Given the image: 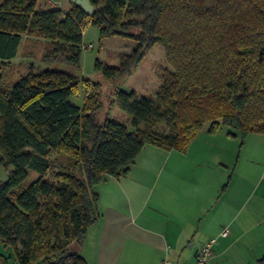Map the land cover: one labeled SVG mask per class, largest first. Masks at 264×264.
Wrapping results in <instances>:
<instances>
[{"label": "trees", "instance_id": "1", "mask_svg": "<svg viewBox=\"0 0 264 264\" xmlns=\"http://www.w3.org/2000/svg\"><path fill=\"white\" fill-rule=\"evenodd\" d=\"M68 1L43 9L0 0V81L24 35L44 40L43 62L78 68L86 24L135 40L95 59L105 81L150 66L153 44L167 66L150 95L115 86L113 115L100 81L68 71L30 63L0 88V164L11 166L0 182V243L18 264H89L70 245L100 215L94 187L126 174L146 145L185 151L205 122L209 131L226 123L242 136L264 134V0H89L90 14ZM28 170L38 177L19 190ZM8 257L0 252V264Z\"/></svg>", "mask_w": 264, "mask_h": 264}, {"label": "crops", "instance_id": "2", "mask_svg": "<svg viewBox=\"0 0 264 264\" xmlns=\"http://www.w3.org/2000/svg\"><path fill=\"white\" fill-rule=\"evenodd\" d=\"M197 138L183 153L194 163L154 165L163 151L146 145L126 174L105 176L94 187L100 215L71 249L89 264L192 263L215 238L211 264H259L264 217L257 199H246V172L217 152H198Z\"/></svg>", "mask_w": 264, "mask_h": 264}, {"label": "rangeland", "instance_id": "3", "mask_svg": "<svg viewBox=\"0 0 264 264\" xmlns=\"http://www.w3.org/2000/svg\"><path fill=\"white\" fill-rule=\"evenodd\" d=\"M43 9L52 7L69 6L68 0H38ZM82 43L90 47L81 50L80 62L78 68L64 62L45 63L41 60L45 42L41 38L35 36L24 35L21 39L17 55L4 68L3 76L0 81V88L10 89L17 79L28 72L29 64L33 63L38 67H50L63 71L71 72L79 77L96 80L102 83L101 99L104 101V109H110V114H117L119 110L116 103L112 104L113 89L116 86L119 89L135 90L141 95L152 94L159 86V69L166 67L164 52L158 44H153L148 52L147 57L151 60L150 66L141 67L138 65L132 73L115 82H107L102 78L100 72L94 70V61L99 58L102 61L107 60V55L112 52H128L134 45L135 40L131 36L126 35H110L101 37L97 27L86 24L82 31ZM81 92L72 97L75 103H81ZM123 123L127 122V117L122 119ZM209 123L205 122L195 137L199 142L197 151H207L211 153H219L223 159L230 164L232 168L237 167L242 172H246L248 195L246 199H257V203L262 207L258 212V216L264 217V134L250 132L242 136L236 129L226 123H220L214 130H208ZM233 133V134H232ZM150 149H162L160 154L152 162V164L161 165H184L190 161L192 155H184V151L174 149L172 154L168 150L159 148L154 145L149 146ZM157 147V148H151ZM186 151V150H185ZM192 151V150H191ZM194 151V150H193ZM138 160V159H137ZM135 159L134 163L137 161ZM132 164V165H133ZM11 166L0 164V182L5 180ZM38 177V173L34 170H28L27 177L20 184V189L25 188L29 183ZM0 252L9 255L8 264H18L14 258L12 248H5L0 243Z\"/></svg>", "mask_w": 264, "mask_h": 264}, {"label": "built area", "instance_id": "4", "mask_svg": "<svg viewBox=\"0 0 264 264\" xmlns=\"http://www.w3.org/2000/svg\"><path fill=\"white\" fill-rule=\"evenodd\" d=\"M91 43H89L88 45H84L83 49H85L86 47H90ZM221 236H226L228 234V229L225 227L221 230V232L219 233ZM215 238H211L208 241H206L205 243H203L195 257H194V261L192 263H187V262H170L168 260H161L160 264H211V259L213 257V250H212V246L214 244Z\"/></svg>", "mask_w": 264, "mask_h": 264}, {"label": "water", "instance_id": "5", "mask_svg": "<svg viewBox=\"0 0 264 264\" xmlns=\"http://www.w3.org/2000/svg\"><path fill=\"white\" fill-rule=\"evenodd\" d=\"M75 5H78L81 9H83L87 14H90L93 10V6L89 0H72Z\"/></svg>", "mask_w": 264, "mask_h": 264}]
</instances>
